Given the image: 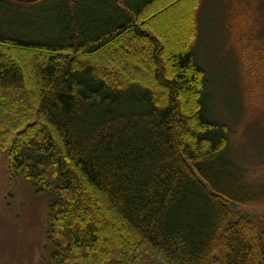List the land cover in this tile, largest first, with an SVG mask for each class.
<instances>
[{"label": "trees", "instance_id": "16d2710c", "mask_svg": "<svg viewBox=\"0 0 264 264\" xmlns=\"http://www.w3.org/2000/svg\"><path fill=\"white\" fill-rule=\"evenodd\" d=\"M201 0H0V157L51 194L55 264H264V185L227 159Z\"/></svg>", "mask_w": 264, "mask_h": 264}, {"label": "rangeland", "instance_id": "374dc122", "mask_svg": "<svg viewBox=\"0 0 264 264\" xmlns=\"http://www.w3.org/2000/svg\"><path fill=\"white\" fill-rule=\"evenodd\" d=\"M198 27L209 117L230 129L227 159L264 185V0H201ZM50 201L0 157V264H55L45 241ZM242 208L263 213L264 202Z\"/></svg>", "mask_w": 264, "mask_h": 264}, {"label": "water", "instance_id": "95a60500", "mask_svg": "<svg viewBox=\"0 0 264 264\" xmlns=\"http://www.w3.org/2000/svg\"><path fill=\"white\" fill-rule=\"evenodd\" d=\"M20 1H34V0H20Z\"/></svg>", "mask_w": 264, "mask_h": 264}]
</instances>
